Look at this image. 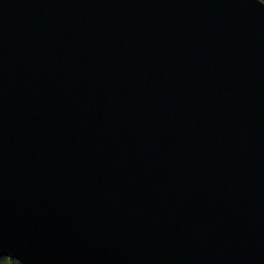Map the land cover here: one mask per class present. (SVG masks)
Masks as SVG:
<instances>
[{
	"label": "water",
	"instance_id": "1",
	"mask_svg": "<svg viewBox=\"0 0 264 264\" xmlns=\"http://www.w3.org/2000/svg\"><path fill=\"white\" fill-rule=\"evenodd\" d=\"M0 256L264 264V0H0Z\"/></svg>",
	"mask_w": 264,
	"mask_h": 264
},
{
	"label": "trees",
	"instance_id": "2",
	"mask_svg": "<svg viewBox=\"0 0 264 264\" xmlns=\"http://www.w3.org/2000/svg\"><path fill=\"white\" fill-rule=\"evenodd\" d=\"M0 263H3V264H23L22 262H20L19 260L17 259H9V258H6L4 256H0Z\"/></svg>",
	"mask_w": 264,
	"mask_h": 264
},
{
	"label": "rangeland",
	"instance_id": "3",
	"mask_svg": "<svg viewBox=\"0 0 264 264\" xmlns=\"http://www.w3.org/2000/svg\"><path fill=\"white\" fill-rule=\"evenodd\" d=\"M0 264H3V263H0Z\"/></svg>",
	"mask_w": 264,
	"mask_h": 264
}]
</instances>
